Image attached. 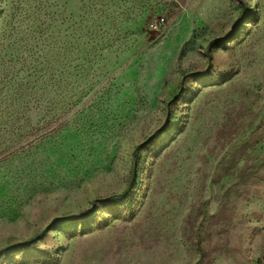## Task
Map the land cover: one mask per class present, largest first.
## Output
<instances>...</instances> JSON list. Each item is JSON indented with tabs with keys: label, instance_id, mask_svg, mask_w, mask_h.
Returning a JSON list of instances; mask_svg holds the SVG:
<instances>
[{
	"label": "rangeland",
	"instance_id": "374dc122",
	"mask_svg": "<svg viewBox=\"0 0 264 264\" xmlns=\"http://www.w3.org/2000/svg\"><path fill=\"white\" fill-rule=\"evenodd\" d=\"M1 249L264 264V0H0Z\"/></svg>",
	"mask_w": 264,
	"mask_h": 264
},
{
	"label": "trees",
	"instance_id": "16d2710c",
	"mask_svg": "<svg viewBox=\"0 0 264 264\" xmlns=\"http://www.w3.org/2000/svg\"><path fill=\"white\" fill-rule=\"evenodd\" d=\"M237 11H238L239 15H241V10L237 9ZM166 86H167L168 92H170L172 98L175 97L180 91L177 87H175V86H173V85H171L169 83H167ZM137 149L138 148H135L134 154L137 152ZM138 177H139L138 172L133 170V172H132V181L137 183ZM126 193H127V191H126ZM126 193H124V194H126ZM122 196H123V194L115 195V196H112V197L106 199V201L107 202L117 201V200H120L122 198ZM45 233H46L45 230L41 231L38 234H36L33 238H31L30 240L21 241L20 243L15 244L13 247H18L20 250H23V249H25L26 246L33 244L38 239H40L42 236H44ZM3 250H5V249H1L0 252H2Z\"/></svg>",
	"mask_w": 264,
	"mask_h": 264
}]
</instances>
